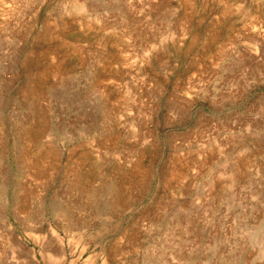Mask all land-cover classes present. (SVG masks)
<instances>
[{
  "label": "rangeland",
  "instance_id": "rangeland-1",
  "mask_svg": "<svg viewBox=\"0 0 264 264\" xmlns=\"http://www.w3.org/2000/svg\"><path fill=\"white\" fill-rule=\"evenodd\" d=\"M42 263L264 264V0H0V264Z\"/></svg>",
  "mask_w": 264,
  "mask_h": 264
},
{
  "label": "bare ground",
  "instance_id": "bare-ground-1",
  "mask_svg": "<svg viewBox=\"0 0 264 264\" xmlns=\"http://www.w3.org/2000/svg\"><path fill=\"white\" fill-rule=\"evenodd\" d=\"M61 240V239H60ZM43 264V263H42Z\"/></svg>",
  "mask_w": 264,
  "mask_h": 264
}]
</instances>
